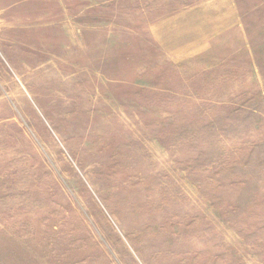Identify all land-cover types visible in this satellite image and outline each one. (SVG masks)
Returning a JSON list of instances; mask_svg holds the SVG:
<instances>
[{"label":"rangeland","instance_id":"rangeland-1","mask_svg":"<svg viewBox=\"0 0 264 264\" xmlns=\"http://www.w3.org/2000/svg\"><path fill=\"white\" fill-rule=\"evenodd\" d=\"M0 264H264V0H0Z\"/></svg>","mask_w":264,"mask_h":264}]
</instances>
